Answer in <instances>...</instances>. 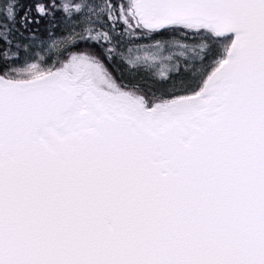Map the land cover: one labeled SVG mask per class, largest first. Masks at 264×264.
<instances>
[{
    "label": "snow or ice",
    "instance_id": "obj_1",
    "mask_svg": "<svg viewBox=\"0 0 264 264\" xmlns=\"http://www.w3.org/2000/svg\"><path fill=\"white\" fill-rule=\"evenodd\" d=\"M0 264H264V0H0Z\"/></svg>",
    "mask_w": 264,
    "mask_h": 264
},
{
    "label": "trees",
    "instance_id": "obj_2",
    "mask_svg": "<svg viewBox=\"0 0 264 264\" xmlns=\"http://www.w3.org/2000/svg\"><path fill=\"white\" fill-rule=\"evenodd\" d=\"M56 36H59V34L57 33L56 35H54L52 37V39L54 37H56ZM50 40L51 39H46L45 42H48ZM45 42L43 44H41V45L40 44L37 45L36 48L34 49V52L36 54H38L39 56L43 57L45 61H47V62H53L60 55V52L62 51V49L58 47L57 49L49 50V49L46 48ZM138 43H140V44H147V43H150V41H148V40H141V41H138ZM179 51L180 50H178V49L177 50H174L173 55L174 56H179ZM124 52H125V55L126 56L131 57L133 60H136L137 58H139L140 61H147L149 64H152V63H160V61L158 59L155 60V61H153L151 59L155 55V53L152 52V51H149V50L140 49V50H134L131 53H129L127 51V48H125L124 49ZM165 55H168V53H165ZM181 59H186V56L185 57H181ZM23 60H24V54L22 53L21 54V58H20V63L14 65V67L23 65ZM109 68L111 70H113V66L112 65H109ZM163 70L171 71V64H170V62H167V61L164 62V69ZM113 74L117 77V79H120V73L119 72H116V71L113 70Z\"/></svg>",
    "mask_w": 264,
    "mask_h": 264
},
{
    "label": "rangeland",
    "instance_id": "obj_3",
    "mask_svg": "<svg viewBox=\"0 0 264 264\" xmlns=\"http://www.w3.org/2000/svg\"><path fill=\"white\" fill-rule=\"evenodd\" d=\"M59 39H60V36H56V37H54L53 39H51L50 41L45 42V44H46V48L49 49V50L57 49L58 46L53 44V40H59ZM40 45H41V44H40ZM22 66H23V65H21V66H16V67H22ZM109 69H110V68H109ZM110 70H111V69H110Z\"/></svg>",
    "mask_w": 264,
    "mask_h": 264
}]
</instances>
